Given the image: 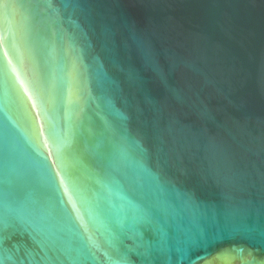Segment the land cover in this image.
Listing matches in <instances>:
<instances>
[{
  "label": "water",
  "instance_id": "1",
  "mask_svg": "<svg viewBox=\"0 0 264 264\" xmlns=\"http://www.w3.org/2000/svg\"><path fill=\"white\" fill-rule=\"evenodd\" d=\"M0 264H264V0H0Z\"/></svg>",
  "mask_w": 264,
  "mask_h": 264
}]
</instances>
